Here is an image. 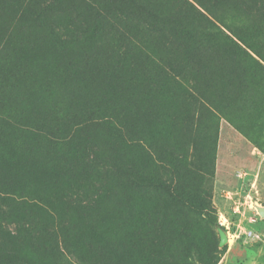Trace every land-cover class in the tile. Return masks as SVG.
Masks as SVG:
<instances>
[{
    "label": "rangeland",
    "instance_id": "obj_1",
    "mask_svg": "<svg viewBox=\"0 0 264 264\" xmlns=\"http://www.w3.org/2000/svg\"><path fill=\"white\" fill-rule=\"evenodd\" d=\"M126 1L18 0V20L2 16L4 29L14 24L17 43L27 46L28 64L0 95L18 120L40 129L33 141L46 156L35 197L0 195V247L8 246L1 230L22 249L31 240L17 235L19 226L35 234L42 223L62 224L78 249L91 241L90 258L99 259L102 245L82 226L90 221L129 248L120 264H173L175 254L202 264L201 246L222 247L216 220L227 233L216 264H264L257 211L264 207V0H210L215 19L187 0L230 37L236 28L244 38L237 46L216 30H202L191 46L143 19L149 8L165 21L205 24L184 0ZM181 180L204 190L206 210H190L158 186ZM120 192L143 209L141 221L124 214ZM89 203L90 218L69 209ZM161 225L180 235L169 232L155 245L159 233L145 232Z\"/></svg>",
    "mask_w": 264,
    "mask_h": 264
},
{
    "label": "trees",
    "instance_id": "obj_2",
    "mask_svg": "<svg viewBox=\"0 0 264 264\" xmlns=\"http://www.w3.org/2000/svg\"><path fill=\"white\" fill-rule=\"evenodd\" d=\"M17 1L18 0H0V20L4 14H9V17L14 21L18 20L24 10L22 9L20 13H18L16 20L15 16L17 15L19 8H13V2ZM24 1L29 2L30 0ZM115 1L120 7H124L128 3L126 0ZM195 1H198L201 4V7L207 11V14L209 13L212 16L216 15V11L212 9L210 0H201V2L200 0ZM184 2L192 11L196 12V14L205 21V24L203 23L202 26H199L194 22L165 21L160 18L158 12L150 10L149 8L143 10V19L154 27L156 24L162 25V27L168 30L172 36L191 46L198 45L200 39L213 30L222 34L232 45L237 46L236 40L244 43L243 36L236 31V28H229V31L235 38L234 39L224 33L213 19H210L204 13L199 12L198 9L187 0H184ZM133 3L137 7L135 11H140L138 4L136 2ZM4 27L5 25L0 21V31H2ZM4 30L11 31H6L5 34H0V90L7 86V79L11 77L14 78L19 70L26 69L28 64L26 62V57L23 55V50L27 48V46L17 43L16 26L13 24V27L8 26ZM202 30H206V34L203 35ZM14 33L16 34L14 35ZM9 43L12 45L10 46ZM5 104L6 102L3 101L2 96L0 95V195L2 193L3 195L11 193L18 195L19 197H32L34 194L31 189H36L37 183H40V180H37L42 164L39 160L46 156V153L42 152L41 147L35 145V142L33 141L40 129L35 131L29 127L25 121L23 122L21 119L18 120L15 110L12 108H6ZM71 136L72 135L70 134V137ZM37 155H40V157H37ZM45 160H47V158H45ZM6 172L10 173V176H6ZM158 186L166 191L174 200L182 203L190 210L200 211L202 209H207L205 193L200 186H192L182 180L173 184L161 183ZM4 197H1V200H3ZM118 202L125 208L123 211L125 215H131L140 221L141 217L143 219V209L134 204L133 201L131 202L124 193H118ZM91 206L92 203L71 204L69 209H76V212L81 211L87 215V218H90L92 214ZM119 214L120 213H118V215ZM18 217L19 219H22V215H19ZM6 219L17 218H15L14 215L8 214ZM212 223L216 227L218 226L216 220H213ZM42 224V228L35 234H31L24 226L18 227L17 235L27 236L26 238L31 240V242L28 241L27 243H24L22 249V244L20 242H15V236L10 235L7 231L1 230L3 242L8 246L7 248L0 247V259L8 263H15L18 259H23L31 264H120L121 260L127 257L125 252L126 254H130L129 248L127 249L126 246H122L117 241H113L109 237L104 236L101 232L94 230L90 221L83 222L82 226L90 230L92 232L91 238L93 236L94 240L102 245L104 255L99 259L90 258L94 250L91 241L84 238L81 242L80 249L76 247L75 243L72 241L74 235L70 236L68 226L56 224L53 228L49 229L46 223ZM76 229L77 227H75V230ZM149 231L153 233V236L155 233H159L158 236H155L152 242L155 245L160 246L167 242V235L169 232H173L176 236L180 235V232L177 229H174L173 231L167 230L166 225H161L159 227L150 226L148 231L145 232V236H147V234L149 235ZM43 242H49L53 246H50L48 250L40 249ZM8 247H10V249L12 247L16 253L12 254L11 252L10 254L8 252ZM225 250V245L221 248L214 246V248L210 249V252L209 250H206L205 247L201 246L195 260L202 264H216L220 258V254H223ZM178 255L179 254L170 256V259L176 258L173 264H193V262L189 260L187 254L185 256ZM71 258H73V260H71Z\"/></svg>",
    "mask_w": 264,
    "mask_h": 264
},
{
    "label": "water",
    "instance_id": "obj_3",
    "mask_svg": "<svg viewBox=\"0 0 264 264\" xmlns=\"http://www.w3.org/2000/svg\"><path fill=\"white\" fill-rule=\"evenodd\" d=\"M257 211L261 216H264V207L258 206ZM218 236H219V246H223L227 242V233L224 228L221 226L216 227Z\"/></svg>",
    "mask_w": 264,
    "mask_h": 264
},
{
    "label": "bare ground",
    "instance_id": "obj_4",
    "mask_svg": "<svg viewBox=\"0 0 264 264\" xmlns=\"http://www.w3.org/2000/svg\"><path fill=\"white\" fill-rule=\"evenodd\" d=\"M231 241V236H229V242Z\"/></svg>",
    "mask_w": 264,
    "mask_h": 264
}]
</instances>
